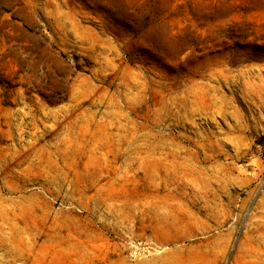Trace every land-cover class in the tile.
Wrapping results in <instances>:
<instances>
[{
    "label": "rangeland",
    "instance_id": "obj_1",
    "mask_svg": "<svg viewBox=\"0 0 264 264\" xmlns=\"http://www.w3.org/2000/svg\"><path fill=\"white\" fill-rule=\"evenodd\" d=\"M0 264H264V0H0Z\"/></svg>",
    "mask_w": 264,
    "mask_h": 264
}]
</instances>
